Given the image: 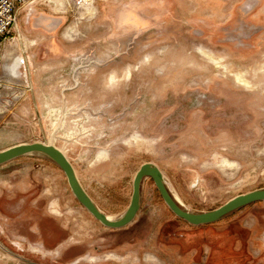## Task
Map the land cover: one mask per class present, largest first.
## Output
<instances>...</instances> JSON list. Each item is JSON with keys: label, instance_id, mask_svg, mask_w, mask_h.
I'll use <instances>...</instances> for the list:
<instances>
[{"label": "rangeland", "instance_id": "obj_1", "mask_svg": "<svg viewBox=\"0 0 264 264\" xmlns=\"http://www.w3.org/2000/svg\"><path fill=\"white\" fill-rule=\"evenodd\" d=\"M1 47L0 150L53 141L104 214L144 163L191 212L264 188V0H28ZM0 264H264V200L194 225L144 177L113 228L24 154L0 165Z\"/></svg>", "mask_w": 264, "mask_h": 264}, {"label": "water", "instance_id": "obj_2", "mask_svg": "<svg viewBox=\"0 0 264 264\" xmlns=\"http://www.w3.org/2000/svg\"><path fill=\"white\" fill-rule=\"evenodd\" d=\"M43 154L56 162L65 172L69 185L77 199L103 224L113 228H121L131 223L140 206L141 184L144 177H151L162 198L169 208L179 217L191 224H207L221 219L226 214L247 204L264 200V188L256 189L244 194H240L218 208L206 212H191L185 209L175 198L165 183L164 176L160 168L152 163H144L140 166L133 179V192L130 203L123 214L117 219H110L104 214L89 197L81 185L71 161L61 149L55 145L43 142L20 143L3 150H0V165L24 154Z\"/></svg>", "mask_w": 264, "mask_h": 264}, {"label": "built area", "instance_id": "obj_3", "mask_svg": "<svg viewBox=\"0 0 264 264\" xmlns=\"http://www.w3.org/2000/svg\"><path fill=\"white\" fill-rule=\"evenodd\" d=\"M28 0H0V66L3 62V52L1 47V40L10 33L11 29L18 24L19 9ZM18 64V69L23 68L24 60H21ZM18 96L14 98V101L18 100Z\"/></svg>", "mask_w": 264, "mask_h": 264}, {"label": "bare ground", "instance_id": "obj_4", "mask_svg": "<svg viewBox=\"0 0 264 264\" xmlns=\"http://www.w3.org/2000/svg\"><path fill=\"white\" fill-rule=\"evenodd\" d=\"M62 1V3H63V0H59V3ZM85 1H87V0H85ZM57 2V1H56ZM90 2H93V1H90ZM57 4V3H56ZM61 5V4H60ZM56 7V6H55ZM89 7V6H88ZM59 8V6H57L56 7V9H58ZM65 8V7H64ZM89 13H90V15L91 16H94L96 13H97V6H95V5H92L91 7H89ZM70 29H73V27L72 26H70ZM70 31L71 30H68V31H66V35H68L69 37H71L72 36V34L70 33ZM18 43V42H17ZM29 43V42H28ZM25 44H26V42H25ZM201 52L204 54V55H206V56H208V57H210L211 59H213V60H215V61H218V57L213 53V52H211V51H209V50H206V49H204V48H202L201 47ZM23 59V58H22ZM21 56H18L15 60H14V63L13 64H10L7 68L8 69H10V70H13V71H15V72H17V73H19V71H20V69H18V64L20 63V62H22L21 60ZM9 64V63H8ZM130 69V68H129ZM130 71V70H129ZM17 75V74H16ZM128 75V74H127ZM129 75H130V73H129ZM128 75V76H129ZM237 76V78H238V80H240L241 82H243V83H245V84H250V82L247 80V79H245V78H243L241 75H236ZM60 110V109H59ZM70 113V112H69ZM77 121V120H76ZM80 121H82V120H80ZM79 122V121H78ZM80 123V122H79ZM79 126V125H78ZM49 144H52V145H55L56 147H58L56 144H54V142L53 141H51ZM59 149H61L60 147H58ZM62 151H63V153L67 156V154L65 153V151L63 150V149H61ZM31 153H33V152H31ZM68 157V156H67ZM69 159V158H68ZM223 163L224 164H226L227 165V167L229 166V167H238V165H239V163H237V162H232V161H230L229 159H224L223 160ZM226 167V166H225ZM75 173H76V175H77V172H76V170H75ZM77 177H78V175H77ZM79 179V178H78ZM165 180V179H164ZM174 196H175V198L177 199V201L181 204V205H184L183 204V202L181 201V200H179L178 198H177V196H176V194H174ZM108 216V218H110V219H114L112 216H110V215H107ZM116 256V255H115ZM116 257H118V256H116ZM81 259V261L82 260H91V259H93L92 257H90V258H87V257H83V258H80Z\"/></svg>", "mask_w": 264, "mask_h": 264}, {"label": "flooded vegetation", "instance_id": "obj_5", "mask_svg": "<svg viewBox=\"0 0 264 264\" xmlns=\"http://www.w3.org/2000/svg\"><path fill=\"white\" fill-rule=\"evenodd\" d=\"M260 201H262V200H260ZM256 202H258V201H256ZM253 203H254V202H253ZM250 204H251V203H250ZM247 205H248V204H247ZM242 207H243V206H242ZM240 208H241V207H240ZM238 209H239V208H238ZM232 212H233V211H232ZM230 213H231V212H230ZM228 214H229V213H228ZM228 214H226V215H228ZM226 215H225V216H226ZM223 217H224V216H223ZM223 217H222V218H223ZM55 235H56V234H55V232H54V233L52 234V237L54 238Z\"/></svg>", "mask_w": 264, "mask_h": 264}]
</instances>
